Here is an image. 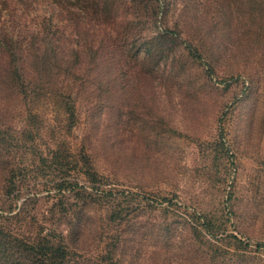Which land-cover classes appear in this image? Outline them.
Wrapping results in <instances>:
<instances>
[{"label": "trees", "instance_id": "trees-1", "mask_svg": "<svg viewBox=\"0 0 264 264\" xmlns=\"http://www.w3.org/2000/svg\"><path fill=\"white\" fill-rule=\"evenodd\" d=\"M33 1L0 0V264H122L139 252L126 245L136 228L124 224L127 190L108 179L129 177L131 154L176 131L159 119L176 94L203 96L193 71L223 81L229 58L226 75L252 86L240 44L259 35L264 0H44L51 12L26 20ZM215 140L224 146L222 129ZM213 225L184 222L198 264L224 249ZM155 237L165 264L173 238Z\"/></svg>", "mask_w": 264, "mask_h": 264}, {"label": "rangeland", "instance_id": "rangeland-1", "mask_svg": "<svg viewBox=\"0 0 264 264\" xmlns=\"http://www.w3.org/2000/svg\"><path fill=\"white\" fill-rule=\"evenodd\" d=\"M49 12L46 2L37 0L30 10L19 13L33 20ZM240 25L237 29L244 27ZM207 27L217 30L219 26L212 21ZM252 28L260 30L259 35L240 44L243 62L253 72L252 86L247 88L245 73L226 75L233 65L229 58H225L223 81L215 75L206 80L193 71L190 78L196 79L195 86L204 97L173 96L175 104L165 106L162 114L166 116L159 123L176 131L152 137L147 147L142 145L144 154H131L128 169L120 171L129 177L108 179L107 187L129 191L125 193L130 200L122 204L128 219L124 224L136 228L126 235L132 239L126 245L138 247L139 252L136 256L124 252L122 264H155L152 243L158 242L155 236L160 231L174 241L165 264H198L183 227L186 219L201 216L211 219L218 232L212 240L224 247L206 255L202 264H264V24ZM135 110L128 126L133 133L139 124L137 115L146 117L143 108ZM146 129L148 133L150 127ZM221 129L224 146L215 140ZM135 134L133 140L138 139ZM43 209L42 204L34 211L38 219ZM151 224L156 226L152 235ZM91 230L92 225L84 232L86 242Z\"/></svg>", "mask_w": 264, "mask_h": 264}]
</instances>
